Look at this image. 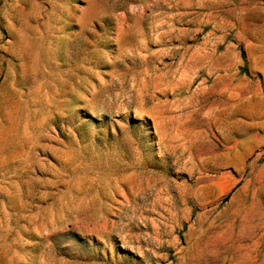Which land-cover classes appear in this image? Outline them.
<instances>
[{
  "label": "rangeland",
  "instance_id": "374dc122",
  "mask_svg": "<svg viewBox=\"0 0 264 264\" xmlns=\"http://www.w3.org/2000/svg\"><path fill=\"white\" fill-rule=\"evenodd\" d=\"M0 264H264V0H0Z\"/></svg>",
  "mask_w": 264,
  "mask_h": 264
}]
</instances>
